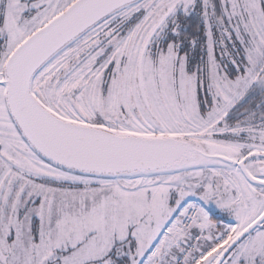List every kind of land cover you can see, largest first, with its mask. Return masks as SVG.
Segmentation results:
<instances>
[{"label":"snow or ice","instance_id":"6c2138e0","mask_svg":"<svg viewBox=\"0 0 264 264\" xmlns=\"http://www.w3.org/2000/svg\"><path fill=\"white\" fill-rule=\"evenodd\" d=\"M0 264H264V0H0Z\"/></svg>","mask_w":264,"mask_h":264}]
</instances>
